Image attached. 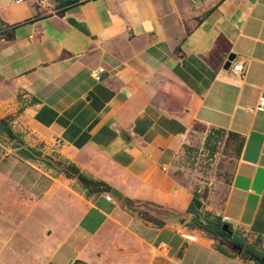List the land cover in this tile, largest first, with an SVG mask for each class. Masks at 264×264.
<instances>
[{"label":"crops","instance_id":"crops-1","mask_svg":"<svg viewBox=\"0 0 264 264\" xmlns=\"http://www.w3.org/2000/svg\"><path fill=\"white\" fill-rule=\"evenodd\" d=\"M260 98L264 0H0V264H258ZM196 126L243 140L197 214L173 175Z\"/></svg>","mask_w":264,"mask_h":264},{"label":"rangeland","instance_id":"rangeland-1","mask_svg":"<svg viewBox=\"0 0 264 264\" xmlns=\"http://www.w3.org/2000/svg\"><path fill=\"white\" fill-rule=\"evenodd\" d=\"M195 129L197 133L177 159L173 175L192 189L193 197L196 196L199 202L196 207L200 212L216 187L229 184L241 156V141L201 126ZM4 189L15 194L12 187L5 186ZM151 210L154 211L153 208Z\"/></svg>","mask_w":264,"mask_h":264},{"label":"trees","instance_id":"trees-1","mask_svg":"<svg viewBox=\"0 0 264 264\" xmlns=\"http://www.w3.org/2000/svg\"><path fill=\"white\" fill-rule=\"evenodd\" d=\"M76 2H78V0H76ZM6 124V120H0V127H3V125ZM5 126V125H4ZM217 132V131H216ZM219 133V132H218ZM229 136L231 137H234V138H239L240 141H241V152H242V148H243V140L242 138H240L239 136L235 135V134H230ZM196 204H199L196 196L193 197V202L189 208V212L191 213H196L198 212L197 210V207H196ZM194 225L195 226H199V227H202L209 236L211 237H225L227 238L228 236L222 231V227L220 224H216L214 222H208V224L206 225H203V224H200L198 220H195L194 221ZM242 244V243H241ZM248 251L250 253H253L252 255L254 256L255 259H257V263L258 264H264V261H262L263 259V254H258L256 253L255 250H253L252 248H247Z\"/></svg>","mask_w":264,"mask_h":264},{"label":"water","instance_id":"water-1","mask_svg":"<svg viewBox=\"0 0 264 264\" xmlns=\"http://www.w3.org/2000/svg\"><path fill=\"white\" fill-rule=\"evenodd\" d=\"M235 60H236V55L235 54H230V56L228 57V59H227V61L225 63L224 69L225 70H230V68H231L232 64L235 62ZM108 191H110V190H108ZM215 221L220 223L219 220H215ZM221 227H222V231L227 236H229V237L232 236V232L229 229V225L224 224ZM218 243L220 245H222L223 247L227 248L230 252H232L234 254H238V255H241L242 252H243V249H244L243 244L236 243L233 240H227V239H225L223 237H220L218 239ZM263 260H264V258H263Z\"/></svg>","mask_w":264,"mask_h":264},{"label":"built area","instance_id":"built-area-1","mask_svg":"<svg viewBox=\"0 0 264 264\" xmlns=\"http://www.w3.org/2000/svg\"><path fill=\"white\" fill-rule=\"evenodd\" d=\"M19 1H22V0H19ZM244 70V63H236V64H233L232 67H231V71L234 73V74H242ZM104 72L103 69H99L95 72L92 73V76L93 78L97 79V80H100L101 79V74ZM256 111L257 112H264V98H260L259 100V103L256 107ZM108 199L110 200L111 198L108 197ZM251 264H255L254 262H252Z\"/></svg>","mask_w":264,"mask_h":264}]
</instances>
